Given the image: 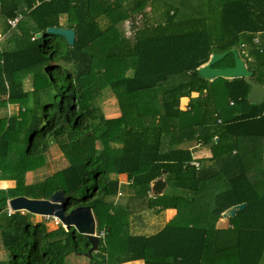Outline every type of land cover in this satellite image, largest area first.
<instances>
[{
  "label": "trees",
  "instance_id": "16d2710c",
  "mask_svg": "<svg viewBox=\"0 0 264 264\" xmlns=\"http://www.w3.org/2000/svg\"><path fill=\"white\" fill-rule=\"evenodd\" d=\"M61 13L74 31L71 46L45 32L61 26ZM18 15L10 27L7 19ZM126 20L131 36L119 27ZM256 33L264 39V0H0V108L16 107L0 116V180L14 181L0 188V264H64L87 250L72 226L47 229L28 212L6 213L9 198L56 190L67 196L66 210L89 205L104 231L90 264H264V101L246 100L244 77L196 72L230 48L245 59L242 47ZM254 49L264 56L262 44ZM232 62L227 53L213 66ZM106 87L116 117H104L95 103ZM184 97L188 106L180 109ZM240 104L255 109L240 111ZM192 140L210 151L197 167L181 146ZM51 141L66 163L26 183L27 172L45 165ZM121 173L130 201L175 210L154 233L130 232V205L106 200ZM157 178L162 192L149 196ZM241 202L225 227H215L222 211Z\"/></svg>",
  "mask_w": 264,
  "mask_h": 264
},
{
  "label": "water",
  "instance_id": "95a60500",
  "mask_svg": "<svg viewBox=\"0 0 264 264\" xmlns=\"http://www.w3.org/2000/svg\"><path fill=\"white\" fill-rule=\"evenodd\" d=\"M46 33L61 36L65 43L69 46L74 41V31L72 28L65 26H48L45 28ZM34 36H40V32H36ZM227 53L232 54V65L214 67L213 64L222 59ZM196 72L199 76L212 79L215 77H244L249 85V90L246 94V100L249 103L261 104L264 100V88L258 83L250 79L251 71L248 70L234 48H230L222 53H212L209 59L204 64L200 65ZM215 140L217 138L215 137ZM150 191L153 195L161 194L164 187V182L157 178L150 181ZM67 196L62 190H56L48 195L47 198H28L25 196H15L9 198L7 203L12 211H25L30 214L39 216H55L61 222L64 228L72 226L78 233L83 234L89 247L84 252L86 256L91 255L97 249L99 242L98 236L94 235L96 226L94 216L89 205H78L66 210ZM245 206L244 202L234 204L222 211V217H230L235 214L236 210L242 209Z\"/></svg>",
  "mask_w": 264,
  "mask_h": 264
},
{
  "label": "rangeland",
  "instance_id": "374dc122",
  "mask_svg": "<svg viewBox=\"0 0 264 264\" xmlns=\"http://www.w3.org/2000/svg\"><path fill=\"white\" fill-rule=\"evenodd\" d=\"M62 22H63V25H65L66 21L64 20ZM139 22L140 21H139L138 15H135L132 23L137 24ZM129 25H130L129 20H126L122 22L119 26L120 30H122L123 32H127L126 36H131L132 34L131 32L129 33V30H128ZM217 64L221 65V63H217ZM247 67L249 66L247 65ZM24 83H25V88H28L29 86L28 81H25ZM110 95H111V92H109L108 87H106L102 89L101 94L95 99L96 105L100 108L103 116L106 118H111V117L116 116L115 113L114 114L111 113L112 111L110 107L107 113V106H108L107 103L108 102L110 103V101H111V104H113L112 106L116 107L117 114H119V111H118L119 108L117 105L116 98L114 95L112 96L113 98L112 97L110 98ZM190 97H191V93H190ZM180 99L181 98H179V108L182 109L186 106L185 102L187 99L184 102L180 101ZM15 108H16L15 105H11V104L7 105L6 109L0 108V116L7 115L9 113H14ZM200 152H201V148L193 150V154L196 156H198ZM200 158H203V157H200ZM64 163H66V160L62 157L59 148L57 147L54 141H51L49 144V147L47 148L45 152V165L33 171L27 172L25 174V182L30 183V182H35L37 180H42L46 176L53 173L55 170L61 168L64 165ZM11 186L13 185L11 184ZM130 194H131L130 188L127 187L126 185H122L119 191V194H116L106 200L116 205H121V206L130 205L129 208L132 210V212L129 216L128 221H129V231L132 233H139V234L154 233L156 230L161 228L162 225L168 219H170L174 214V211L170 213V211L167 212L166 210H163L161 212H154L153 210H148L145 208L144 204H140V202H137L135 200L133 202L132 200L130 201L129 199ZM30 220L32 222L44 220L47 226V229H53L56 226L52 221L46 220L39 215L31 214ZM224 222L226 223V220ZM95 223H96V220H95ZM1 250H2V247L0 245V251ZM92 256H94V253ZM4 258H5V253L2 250L0 252V260H3ZM64 264H90V259H89V256H86L84 253H79V254L70 253L64 258ZM133 264H137V263H133Z\"/></svg>",
  "mask_w": 264,
  "mask_h": 264
},
{
  "label": "crops",
  "instance_id": "0c3cea01",
  "mask_svg": "<svg viewBox=\"0 0 264 264\" xmlns=\"http://www.w3.org/2000/svg\"><path fill=\"white\" fill-rule=\"evenodd\" d=\"M62 15L65 17V21H66V14L65 13L59 14L58 23L61 26H63V22H61V20H60V17ZM124 34L127 35V32H124ZM1 38H2V36H1ZM261 44L264 47V39L260 38L259 34H257V33L254 34L252 39H251L250 44L249 45L244 44V46L242 47V52H243V55L245 56V59L242 57L241 58L245 64L246 68H248V70L251 71L250 79H252L253 81H255L256 83H258L260 86H262L264 88V56H260L259 54H257L260 51L255 52V49H254L255 47L256 48L259 47ZM247 65L249 67H247ZM250 68H252V69H250ZM112 96H113V94L110 95V98ZM194 96H196V93L192 92L191 97H194ZM184 98L187 99L185 104H186V106H188L187 102H188L189 98L188 97H184ZM107 104H108L107 113H108L109 109L111 108V111H112L111 113L112 114L115 113L116 116H118L119 114H117L116 107L112 106L113 104H111V101H110V103L108 102ZM186 106L182 109H185ZM239 108H240V111H248L249 109H255V108H252V106L251 107L247 106L246 104H240ZM263 111H264V109L262 110V112ZM116 116H114V117H116ZM262 144L264 145V136L262 137ZM181 146L186 147L191 151L192 159L195 161H197L198 158H200V157H208L210 155L208 145L202 144L200 142V140L199 141H194V140L187 141V142H184L183 144H181ZM198 148H201V152L198 156H196L193 154V150L198 149ZM262 156H263V161H264V153L262 154ZM116 178L118 181V191H120L122 185H127V183H128L127 177H126V174L121 173V174L116 175ZM11 184L14 185V181H12V180H0V188L12 187ZM149 186H150V184H149ZM148 194H149V196H155L152 194L151 191H149ZM165 210L167 212L170 211V213H172L174 211V214H175V210L173 208H168ZM224 219L226 220V223L224 222L225 221ZM215 223H216L215 227H225L227 225V217L222 218V216H221L220 218L217 219V221ZM133 263L143 264V261L141 259H137V260L126 261V262L118 263V264H133Z\"/></svg>",
  "mask_w": 264,
  "mask_h": 264
},
{
  "label": "built area",
  "instance_id": "2783aa9c",
  "mask_svg": "<svg viewBox=\"0 0 264 264\" xmlns=\"http://www.w3.org/2000/svg\"><path fill=\"white\" fill-rule=\"evenodd\" d=\"M20 16L18 15V16H16V17H14V18H12V19H7V24L10 26V27H13L14 25H15V23L17 22V20H18V18H19ZM0 38H1V35H0ZM256 41V40H255ZM190 164H192V165H194L195 167H197L198 166V162L197 161H195V160H192L191 162H190ZM116 194H119V191H117V193ZM8 200V199H7ZM7 200H6V204H5V209H6V213L7 214H9L10 212H12V210L9 208V205H8V203H7ZM42 218H44V219H46V220H50V221H52L56 226L58 225V224H60V225H62L61 224V222L58 220V218L57 217H55V216H41ZM63 226V225H62ZM96 227V226H95ZM94 235H96V236H98V238L99 239H101L103 236H104V231L103 230H99V231H97L96 230V228L94 229Z\"/></svg>",
  "mask_w": 264,
  "mask_h": 264
}]
</instances>
